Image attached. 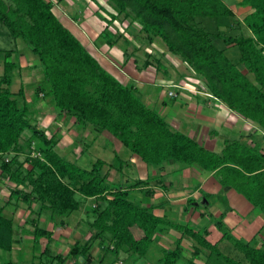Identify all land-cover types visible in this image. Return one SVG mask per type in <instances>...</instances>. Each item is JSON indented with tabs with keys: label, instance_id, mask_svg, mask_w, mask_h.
I'll list each match as a JSON object with an SVG mask.
<instances>
[{
	"label": "trees",
	"instance_id": "1",
	"mask_svg": "<svg viewBox=\"0 0 264 264\" xmlns=\"http://www.w3.org/2000/svg\"><path fill=\"white\" fill-rule=\"evenodd\" d=\"M105 1L113 9L101 0H91L74 14L75 20H80L90 10L106 21L96 42L92 40L95 47L100 41L113 47L123 37L119 28L113 31L111 26L124 16L130 20L126 31L131 34L126 36L128 44L133 42L136 49L140 41L164 45L189 67L193 77L203 82L209 98L219 100L232 112L253 122L255 131H262L264 138V0L238 1L249 8L243 18L236 15L226 0ZM65 20L72 19L54 0H0V22L38 58L43 76L34 87L32 100L27 99L23 84L14 92L12 84L20 63L13 56L19 51L0 50L4 52L0 75L1 175L15 184L10 189L9 202L22 201L28 205L27 222L33 227L35 242L42 246L41 239L46 241L42 258L50 254V264H65L69 258L84 257L83 262L75 260L73 264H91L95 243L104 244L108 240L107 251L116 256L115 260L124 253L137 264L173 228L181 236L174 248L162 246L163 264H178L183 259L184 264H190L202 257L205 264H264V240L259 246L254 242L264 225L252 239L245 240L226 227L225 212L216 217L221 234L213 241L210 225L197 228L190 222L172 221L168 214L155 212L157 205H143L135 199L136 189L153 195V190L147 187L153 179L164 186L161 175L133 182L111 180V170L116 168L112 163L98 158L90 168H85L58 151V137L49 136L47 129L38 123L37 114L42 108L36 109L35 101L45 100L60 116L74 117L81 129L112 134L147 165L161 166L173 161L213 172L224 186L234 188L264 214V150L260 144L227 138L222 150L216 152L173 128L155 107L143 100L137 79L127 72V80L118 78ZM132 23L138 24L139 33L131 31ZM147 55L143 68L155 66L164 70L163 76L170 81L169 89H177L172 90L174 95L170 97L188 90L185 74L179 71L173 77L163 59L150 51ZM152 58L156 59V65ZM27 132L30 136L25 145L22 139ZM26 149L21 160L20 155ZM202 195L204 202L194 204L195 198H189L186 209L209 207L212 195L204 191ZM88 198H94L86 209L92 218L89 227L93 229L88 240L85 244L76 242L68 255L53 254L50 244L54 231L41 225L42 215L47 213L55 226H65L67 216L81 210ZM4 207L0 205V248L11 250L16 230L13 220L4 216ZM186 237L192 243L190 258L183 253ZM225 239L243 253L245 261L233 259L219 249V242ZM42 258L38 264H48Z\"/></svg>",
	"mask_w": 264,
	"mask_h": 264
},
{
	"label": "crops",
	"instance_id": "2",
	"mask_svg": "<svg viewBox=\"0 0 264 264\" xmlns=\"http://www.w3.org/2000/svg\"><path fill=\"white\" fill-rule=\"evenodd\" d=\"M239 1H241V0H239ZM236 7L241 8L243 10V13H248V11H249V8L247 6H243V5L238 4V6H236ZM24 52H25L24 56H25L26 60H28L29 55H33L34 57H36L31 52H28L26 50ZM25 64L28 66L29 60ZM113 65L115 66V64L112 62V66ZM29 68L30 69L38 68L39 72L41 73V78L38 81L28 83L30 86V91H29L30 97L29 98L27 97V99L30 101L33 99V95L35 92L34 87L38 85V82L42 80L43 76H42V72L39 68V60L37 57H36L35 63L32 64L31 67H29ZM107 68L110 71H112L114 74H116V76H117V73L120 72L119 70L115 71L112 67H107ZM119 69L122 72V69H124V68H119ZM129 75H131V74L129 73ZM132 76L135 77L134 75H132ZM191 76H192V74H191ZM192 78L194 80L187 81V83H186V87L188 88V90H184L181 94H178L175 97V98H178L180 96L182 103L181 102H175V103H173L172 106L169 107V105L166 101V94H165L164 90H162L160 95L158 96V98L160 100L159 104L161 105V107H164V108H160V109H166L168 107V111H165V113H168V114H166V120L169 122V124H171V126L173 128L181 130V131L191 135L195 140L200 142L203 146H205L206 148H208L210 150L216 151V152H220L222 150L223 140L229 138L230 133H234L236 135V137L253 144L254 140L252 138L256 132L255 131L256 125L253 122L245 120L241 116L237 115L235 112H232L226 105L221 103L219 100L215 101L213 99L215 101V103L212 102L211 101L212 98H209L210 94L205 91V86H204L203 82L199 79H196L193 76H192ZM22 83L23 82L21 80V84ZM139 83L140 82L137 80V85ZM187 84H189V87L187 86ZM199 84H200V86H199ZM138 87L140 88L139 85H138ZM140 90H141V88H140ZM201 95L206 96V98H202ZM41 101H43L44 104L40 106ZM148 104L153 106V107H154V105H158L157 101L150 102ZM223 106H225L224 108L225 109L227 108V110L229 111L228 115H232L233 118L235 119V121H238V129H240L239 131H237L235 129H230L227 132L228 133L227 135H221L222 133L217 128H214L211 124L209 125L208 123L205 122V120L206 121H210V120L215 121L216 118L214 117V115L209 114L210 110L215 107L214 110L217 111V110L221 109ZM34 107H36V109L42 108V112L37 114V119L39 121L38 122L39 125L42 127H45L47 129L46 133H47L49 128H51V127L56 128L52 135H56L58 137V144H59L60 137L63 136V134L61 132L63 126L67 127L68 130L73 128V127H78V125L75 123L74 117L69 118L66 115L60 116L53 109V107L50 106V104L47 103L45 100H40L37 102L35 101ZM177 107L178 108L179 107H181V108L188 107V109L186 112H184V111L180 112L178 110L176 111ZM185 108H184V110H185ZM169 111H172V112L169 113ZM208 111H209V113H208ZM217 112L220 113V111H217ZM223 114H225V113L223 112ZM223 114H221V115H223ZM39 115H50L51 121H50L49 125H45V124H43L44 126L41 125L42 123H40L41 121L38 118ZM175 115L177 117V119H176L177 124L173 125V122H171L167 118H169V117L174 118ZM248 123L250 125H247ZM69 124H71L70 127H68ZM239 125L241 127H244V125H245L246 128H249V126H250V128L251 127L252 128L250 129L249 133L246 134V130L243 131V129H245V128L241 129V127ZM85 130L89 131V134L86 135V137L94 135L95 137L93 136V139L94 138L98 139V137H100V135L103 134V133H99L97 131L94 134L93 129H91V128L85 129ZM214 130L217 131V134H216V132H214ZM247 131H248V129H247ZM210 133H212V135L214 137L215 136L219 137L217 144H218L220 150L219 149L216 150V149L205 144V141L207 139H209L206 136L210 135ZM261 133H262V131H257L256 136H258L260 138V139H257V141L258 140L262 141L260 146L264 150V138H261ZM76 137H78V136H76ZM249 137H251V139ZM24 138H25V136H23L22 142H24ZM75 143H76L75 141L70 142L69 144H67L65 146V148H60V149L58 147L59 145L57 144V148H58V151L62 155L66 156L67 158H69L72 161L78 162L77 159L79 157L81 158L82 155L85 154L84 150L87 152L89 150V148L93 145V143H92V141L87 142L86 140H84L83 146H82L80 152L79 153L78 152L73 153L71 148L72 149L75 148L74 147ZM220 145H221V147H220ZM113 146H115V145L113 144ZM68 148L71 151L68 150L67 152H63L65 149L67 150ZM72 154H73V156H72ZM125 157L131 162V165H133V167H132L131 165H129L130 164L129 163V164H127V166L132 170L134 168L136 171L138 170V177H139L138 179H147L149 177L154 178V177L161 175L163 181L165 182L164 186H161L160 184L155 183V179H153L151 184L147 186L148 188H151L153 190V195L146 194L141 189H136L133 192V194H134L135 199L140 201L143 205H151V204L157 205V207L155 208V212L159 215H165V214L167 215L168 214V218L170 216V218H169L170 220H174L175 215L178 217L181 214L183 216V212L185 214V212L187 210L186 207H187V203H188L189 198H192V197L195 198L194 204H198L199 201L204 202L203 201V195H202L203 191L206 193H211V194H215V192L218 191V192H221L223 194V196L226 198L227 202H228V199L230 200L229 204L228 203L225 204L224 202H220V201H218V199H216L212 196L211 197L212 204L209 205L208 211L214 217H218L222 213L226 212V215L224 217L225 221L228 223V225L230 226V228L232 230H238V232L240 234L246 235L247 232L245 229V224H246V222L251 223V221L247 220L246 217H250V214H252L253 216H258V214L259 215L262 214L261 212L255 210L254 207L252 206V204H250L234 188L221 185L220 182L215 178V176H214L215 174L213 172H208L206 170L199 168L198 166L187 165L188 167H186L183 164L174 163L173 161H171L170 163H165L161 166L147 165L145 162L141 161L136 154H133L131 152L126 153ZM96 160L97 159L91 161V166ZM104 160L106 161V159H104ZM107 162L109 163V160H107ZM81 166H83V165H81ZM132 170H131V172H132ZM117 175H119L118 178H117ZM128 176L129 175H126V173L123 171V169L121 171H119L118 168L117 169L115 168L114 170H111L110 179L115 180V178H116L118 180L122 179L121 181L129 182ZM195 180L197 181V184L193 183V181H195ZM14 185H15L14 183H12V182H10V181H8L2 177L1 169H0V205L5 206L4 210H3V214L6 218L13 220V222L15 224V230H16L15 235H14V242L12 244V249L11 250H4V249L0 248V264H20V263L22 264L27 259L39 262L40 259L42 258L41 252L43 250H41V251L39 250L41 245L35 243V235L33 232L34 231L33 227L27 222L28 218L30 217V210L28 208V205L22 201L9 202L10 189ZM202 186H203V188H202ZM89 199H92L94 202V198H88L86 200V203L89 201ZM249 206H251V207H249ZM36 207H38V205ZM82 209H84V208H82ZM199 212L200 213L195 214V213H191L188 210V214H187V218L190 219L189 222L192 221L194 223L195 227H197L195 225V223H202L197 228H200L201 226H203L207 222V219H209V217H210L208 215V212H205V211H202V212L199 211ZM201 213H206V215L201 216ZM80 216H82V215H80ZM243 218H244V220H243ZM250 218H251V220H253L252 217H250ZM176 221H179V218H177ZM182 221H183V219L180 220L179 222H182ZM41 222L44 224L45 228L54 231L52 245H54L55 248H57V250L55 252L56 254L61 253L63 255H68L71 246H73L76 242H79V241L82 244H85V242H86L85 238L89 237V235H91V233L89 234V233H87V231L83 234L80 233L79 230H76L77 232H75L74 229H72L70 227L68 222L65 226H55L51 221L48 220V215L43 214L42 218H41ZM253 222H254V220H253ZM79 225L80 224H77L76 227L78 228ZM263 225H264V221L259 225L258 231L261 229V227ZM258 231H256L255 234ZM255 234H253V236ZM180 236H181V234L178 231H176L173 228H170L166 234H163L162 238L157 242V244H159L161 246H167L169 248H173V247H175L176 239H178ZM261 239L264 240V235H261ZM184 240L186 241V239H184ZM108 242L109 241L107 240L104 244H101L99 242L95 243L94 247L91 250V254L93 255V260H92L93 262L96 260V257H98V259H100V261L102 263H104V262H106V260H108V259H106L107 258L106 254L107 253L110 254L107 251ZM41 243L46 244V241L44 239H41ZM183 245H184V252H183L184 255H185V251H188V254H190V257H191V249L189 247L191 245V243L188 242L187 244L184 243ZM26 248L28 249L27 252H25ZM21 252H22V254L20 255ZM52 252H54L53 248H52ZM5 253H10L9 259L5 256ZM30 254H32V255H30ZM30 256H32V259ZM190 257L186 256V258H190ZM79 258H81V257H79ZM79 258H77V259H74L73 257L69 258V259H67L65 264H73L75 262V260L79 261ZM82 259H83V257H82ZM83 261H84V259H83ZM113 261L114 262L112 264H125V261L122 258L115 260V257H114ZM129 261L131 264H135L133 259H129ZM140 261L141 260H139L137 262V264H141V263H139ZM93 262H91V264ZM143 264H147V263L144 262Z\"/></svg>",
	"mask_w": 264,
	"mask_h": 264
},
{
	"label": "rangeland",
	"instance_id": "3",
	"mask_svg": "<svg viewBox=\"0 0 264 264\" xmlns=\"http://www.w3.org/2000/svg\"><path fill=\"white\" fill-rule=\"evenodd\" d=\"M54 1L56 3L57 7L61 11H64V13H66L67 15H69L71 17L72 20H65L66 21L65 23L76 35H78V37L82 40L83 44L86 45L87 48L90 49L101 60L103 65H105L107 67H112L115 71L119 70L120 72L117 73V77L120 78L122 81L127 80V75H126L127 73L134 75L137 78V80L140 82L138 85L141 88V93L144 97L143 100L147 101V103L157 101L158 105H154V107L159 113H162V116H164V118H166V114H168V113H165V111H168V107L166 109H160V108H164V107H161V105L159 104L160 100L158 98V96L160 95L162 90H164V92L166 94V101H167L169 107L172 106L173 103H175V102H181L182 101L180 96L178 98L168 96V95H174L173 91H177V89H175V88H171V90L169 89V82L170 81L168 82V80L163 76L164 70L159 71L156 69L155 66H150L146 69L143 68L144 62L148 58L147 52L150 51L154 55H156L157 57H160L161 59H163L164 63L171 70L173 77L178 76V72L181 71L180 73L185 74L187 81L194 80L191 76V74H193V72L188 68V66L186 64H184V62H182V60L180 58H178L177 56H174L170 52H168L164 45L160 44L159 42L154 43L153 45H147L145 43V41H140L138 43L139 47L136 49V46L133 42L128 44L127 40H126L127 39L126 36L128 35L129 37H131V34L127 33L126 31L129 28L130 20L125 19L124 16H121L120 18H118L113 23V26H111V27H112L113 31H116V29L119 28L120 32L123 34V37H120L118 39V42L113 47H108L107 45L101 44L100 43L101 41L99 43H96V45H98L99 48L97 46L95 47L93 45V43L96 41H94V40L97 37L100 29L101 28L103 29L106 26V24H107L106 21L97 13L95 15L91 14L90 10H87L86 17L84 16L83 19L75 20V16H74V14L76 12L79 13L82 11L81 9L83 7H81V5L87 3L88 1H91V0H54ZM101 1L104 4L108 5L105 0H101ZM226 1L230 5H232L231 7L234 9V11L236 12L238 17H240V18L244 17V15L246 13H243V10L241 8L236 7V6H238L239 0H226ZM108 7L110 9H113L109 5H108ZM89 14H91L92 16H89ZM131 25L133 26V29L131 27V31H133V33H139L138 24L136 25V23H134V24L132 23ZM91 40H93L94 42H92ZM8 49H15L16 51H19L18 55L14 54V56H13V60H15V61L17 60V62L20 63V68L15 70L14 83L12 84V90L14 92H18L20 87H21V80H22V82H23L22 84L25 87V92L27 94V97L29 98L30 97V92H29L30 86L28 83L36 82L41 78V73L39 72L38 68H32V69L29 68V67H31L32 64L35 63L36 57H34L33 55H29V57H28L29 64L27 66L25 63L28 60L25 59V56H24L25 52L24 51L25 50L28 52H30V51L28 50L25 43L21 39L15 40L9 34L7 27L0 22V50L5 51ZM161 52H165V55L162 56ZM3 60H4V52L0 51V75L3 72V66H4ZM152 60H153V63L156 65V63H157L156 59L152 58ZM112 62L115 64V66L114 65L112 66ZM119 68H124V69H122V72H121V70ZM200 84H199V86H200ZM160 86H161V88H160ZM187 86L189 87V84H187ZM201 97L206 98V96H204V95H201ZM211 101L215 103V101L213 99H211ZM43 104H44V102L41 101L40 106ZM224 107L225 106H223L221 108L222 110L221 109L217 110V111H220V113H218L216 110H214V108H212L210 110V113L208 111V113L211 115H214V117L216 119H215V121H212V120L206 121L205 120V122L208 123L209 125L211 124L214 128H217L222 133L221 135H227L228 134L227 132L230 129H235V130L239 131L240 129H238V121H235V119L233 118L232 115H228L229 111L227 110V108L225 109ZM184 108L185 107H183V108L177 107L176 111L178 110L180 112H183V111L186 112L188 107H186L185 110H184ZM170 112H172V111H169V113ZM223 112L226 115L223 114ZM221 114H223V115H221ZM38 118L41 121L40 123H42L41 125H43V124L49 125V123L51 121L50 115H39ZM167 119H169L171 122H173V125L177 124L176 115L174 116V118L169 117ZM247 125H250V124L248 123ZM70 126H71V124L68 125V127H70ZM51 128H49L47 131V134L49 136H52L53 132L56 129L55 127H53L52 129ZM243 128H245V129H243ZM251 128H250V126H249V128H246L245 125H244V127H241V129H243V131L246 130V134L249 133ZM247 129H248V131H247ZM61 132H62L63 136L60 137V139H59V144H58L59 149L65 148V146L67 144L75 141L77 144L75 143V145H74L75 148H73V149L71 148V150L73 153H75V152L79 153L82 146H83L84 140H86L87 142L92 141L93 145L89 148V150L87 152L84 150L85 154L82 155L81 158L79 157L77 159L78 164L83 165L85 168H90L91 167V161L98 159V158H102V159H106V161L109 160V163L111 162L112 166L118 168L119 171H121L123 169V171L126 173V175H129L128 176L129 182H133L139 178L138 177V170L136 171L135 168L132 170L127 166V164H129V163H130L129 165H131V162L125 156H126V153H130V151L123 145V143L119 139H117L112 134L106 132L107 134L106 133L101 134L100 137H98V139H96V138L93 139L94 135L86 137V135L89 134V131H87L85 129H81L79 127H73V128L68 130L67 127H64V126L62 127ZM93 133L95 134L96 131L93 130ZM24 136H25L24 144L26 145V141H27L28 137L30 136V133L27 132ZM76 136H78V137H76ZM206 137L209 138L205 141L206 145H208V146H210L216 150H218V149L220 150V148L217 144V141L219 138L218 136L214 137L212 135V133H210V135H207ZM229 138L230 139H235V138L238 139V137H236V135L234 133H230ZM249 138L251 139V137H249ZM252 139L258 145L262 143V141H259V140L257 141V139H260V138L256 135L253 136ZM113 144L115 146H113ZM221 145H220V147H221ZM68 150H70V149L69 148L67 150L65 149L63 152H67ZM27 151H28V149H26L25 152H23L20 155L21 160H24ZM72 156H73V154H72ZM131 166L133 167V165H131ZM185 166L188 167L187 165H185ZM114 169L115 168H113L112 170H114ZM131 170H132V172H131ZM118 176L119 175H117V178H118ZM215 178L220 182L221 185H223L222 182L220 181L221 180L220 178H217L216 176H215ZM115 180H118V179L115 178ZM193 183L197 184V181L195 180V181H193ZM202 188H203V186H202ZM210 195H212L214 198L218 199V201H220V202H224L225 204H227V203L229 204L230 200L228 199V202H227L226 198L223 196V194L221 192L217 191V192H215V194L210 193ZM77 198L79 200L81 199V197L79 195H77ZM92 203H93L92 199H89V201L87 203L85 201L81 205V210L74 212L70 216H67V218H66L68 220L67 222L70 225V227L72 229H74L75 232H77L76 230H79V232L82 234L85 233L86 231L89 234L92 233L93 229H91L89 227V224H88V222L91 221L92 218L89 217L87 211L85 210V209H89V206H91ZM249 207H251V206H249ZM82 208H84V209H82ZM189 211L191 213H195V214L200 213L199 211H201V212L205 211V212L209 213L208 207H204V206L197 207L196 209L190 208ZM187 214H188V209L186 210L185 214L183 212V216H182V214L178 217L175 215V219H174L175 222H176V219L179 218V221L183 219L182 222L188 223L190 221V219L187 218ZM45 215H47V213H45ZM80 215H82V216H80ZM218 217H220V216H218ZM250 217L253 218L254 222H253V220H251ZM250 217H246L247 220L251 221V223L246 222V224H245V229L247 232L246 235L240 234L238 232V230H233L232 233L235 236L241 237L242 239H245V240L252 239L253 234H255V232L258 231L259 225L264 221V214H261V215L258 214V216H253L252 214H250ZM169 218H170V216H169ZM174 220H172V221H174ZM217 220L218 219H216V217L210 216L209 219H207V222L205 223L206 225H210L209 228L212 230L211 238L213 239V241L218 239L219 235L221 234L220 229H218L217 224H216ZM243 220H244V218H243ZM223 221L225 222L226 227L231 229L230 226L228 225V223L225 221V218L223 219ZM77 224H80L78 228L76 227ZM191 224L194 226L193 222ZM200 224H202V223H195V225L197 227L200 226ZM205 224L203 226H201L200 228L204 227ZM41 225L44 227V224L42 222H41ZM263 234H264V230L261 232V234H257L258 237L254 241L256 245L259 246L261 244V241H262L261 235H263ZM87 238H89V237H86L85 239L88 240ZM185 239H186V241L184 240L183 244L184 243L187 244L188 242L191 243V241L189 240V237H186ZM44 246L45 245L42 243V246H40L39 250L40 251L44 250ZM163 247H166V249L169 248L167 246H163ZM163 247L161 245H158V244L152 245V252H150V254L147 257H144L139 263L143 264L144 262H146L147 264H163L162 261H160L161 256H163V254H162ZM218 247L225 255H227L233 259H236V260H242V261L244 260L245 261L243 253L240 252L233 245V243L230 242L229 240L225 239V240L219 242ZM50 248L51 249L53 248L54 252H52V253L56 254L55 252H56L57 248H55V246L52 245V242L50 244ZM27 251H28V249L26 248L25 252H27ZM204 251H205V253H209L208 249H204ZM108 252L111 254L110 251H108ZM21 254H22V252L20 253V255ZM110 254H108V253L106 254L107 255L106 259H108V260H106V262L102 263L100 261V259H98V257H96V260L92 264H112L113 258L116 256H113L112 254L111 255ZM9 255H10V253H5V256L8 259H9ZM30 255H32V254H30ZM185 255L190 257V254H188V251H185ZM30 257L32 259V256H30ZM50 258H51L50 254H45L42 259L44 262L47 261L48 264H50V261H48V260H50ZM120 258L124 259L125 264H131L129 261V258H127L124 253H121ZM83 259H84V257H83ZM83 259H82V257L79 258V262H83ZM125 259H127V260H125ZM27 260H25L22 264H38V261H32L30 259H27ZM185 261H186V259H183L178 264H184ZM56 263H57V261H56ZM190 264H205V257H202V259L194 260Z\"/></svg>",
	"mask_w": 264,
	"mask_h": 264
}]
</instances>
